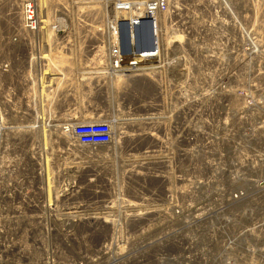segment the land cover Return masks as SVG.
Returning <instances> with one entry per match:
<instances>
[{"label": "rangeland", "instance_id": "obj_1", "mask_svg": "<svg viewBox=\"0 0 264 264\" xmlns=\"http://www.w3.org/2000/svg\"><path fill=\"white\" fill-rule=\"evenodd\" d=\"M30 1L35 7V13H37L39 21L37 31L36 29L28 30L27 25L24 27L22 23V10L25 11L24 5ZM129 1L131 3L143 2V0ZM172 1L170 8L175 9L176 14L170 13L171 9L167 11L165 40L168 41L170 46L178 40L183 42L184 46L182 47L185 48L184 56L189 54L186 50L188 46L185 43L188 40L193 39L194 52L197 45H202L203 49L197 55H195L196 52L194 53V70L190 68L191 72H193L187 74L189 77L193 74L194 80L189 78V86L187 83H183L182 92L186 87L193 89L194 85L205 87V89L214 86L264 91V0H176L174 6H172ZM122 2L124 0H0V88L2 87V91L0 90V106L3 103L5 108L12 107V109L9 108V111L8 109L3 110L4 105L1 106L0 122L7 118V126L11 128H17L18 126L16 130L26 132V135L32 138L33 145L29 146V148L30 150L31 147L34 148V152L32 151L33 158L30 167L34 165V168H38V166L42 165L41 167H47L52 172L50 176L52 187L50 188V199L48 201L59 204L57 206L58 209L51 210L52 215L64 216L71 213L79 215L82 204L87 201H91V203L93 201L99 202L105 205L104 207L113 208V211L116 210V212L119 211L120 209H117L116 204L110 203L111 199L109 197L104 202L105 196L103 192L95 194L94 190L105 187L104 191L113 192L117 188L116 183L120 185L121 182L122 185L127 181V178H124L125 174L129 173L127 167L130 166L125 157L128 156L127 152H138L144 148L145 150H155L157 147V145L153 144L145 147L142 145L135 149H125L119 152L118 161H116V157L113 154L115 149L111 143L74 145V154L73 151L68 150L67 145L64 146L63 144L64 141L69 140L76 143L70 138L68 131L73 124L72 122L105 118L114 125L117 130L116 136L121 135L124 138L123 140L127 142L131 139H142L146 136L144 134L145 123L151 126L153 121L162 120L159 112L154 110L156 108L152 107L155 104H159L161 99L166 111L165 114H171V97L169 96L168 99L164 98L165 88H168L173 97L177 96L179 102L183 105L189 102V97L186 93L179 95L176 91V89H179L178 79L182 78L183 81H188L184 73H182L183 77L175 76L179 73L176 72L175 75H168L164 78L163 71H160L161 67L158 69L157 75L145 79L142 77L144 75H137L142 73L137 66H134L131 71L139 72H134L133 75L135 76L121 82L120 79L123 75L108 76L110 72L107 71L105 62L102 63L105 58L101 47L105 44L104 54L107 56L110 17L112 13V17L121 18L123 16L121 11ZM99 9L104 16L102 23L99 13L94 11ZM136 13H142V11H137ZM85 15H87V23L84 19ZM89 22L97 25V27H103L102 30H93L95 28L91 27ZM39 28L41 31H38L40 30ZM115 31L117 33V27ZM163 32H165L164 28ZM29 34L31 35L29 36ZM69 34L71 35L69 36ZM167 34H170V40H167ZM178 34L181 35V38ZM90 37H93V40L96 38L98 41L101 40L97 44L100 51L97 48H91L95 42L91 41ZM76 40L79 42L78 46H75ZM127 40H129L128 44H130L129 37ZM253 42L257 43V47L252 46L254 45ZM139 45L141 47L145 46L144 44ZM171 50H167L164 53L167 58H169ZM63 54L69 59L62 57ZM7 62L9 63L7 67L9 70L4 71L1 69L3 67L2 64ZM181 66L183 65L176 66V71L181 70L179 68ZM66 67H68L66 73H57L58 68L65 69ZM34 68L36 69L34 70ZM99 71H103V73ZM169 71H173V69H169ZM57 76H60L61 79L56 78ZM7 77L10 78L8 79ZM33 78H37L36 81ZM29 86L32 87L30 88ZM45 89L46 91H44ZM7 93H11V95ZM44 93L47 97H51L46 98L43 96ZM9 99L10 101H8ZM29 100L31 101L30 104L34 102V105L32 104L34 109L30 110L31 112L25 106L27 103L29 104ZM41 102L44 104H41ZM47 105L52 106L50 107L51 109ZM261 105L264 108V102ZM39 106L47 107V111ZM149 107H152L153 112L148 110ZM23 112L28 113V115ZM37 114L38 116H36ZM21 115L26 118L23 117L21 120ZM23 120L25 121L24 123ZM8 121H10V124ZM19 121L21 122L19 123ZM254 123L259 124V119ZM254 123L249 126L255 127ZM124 124H130L131 131L128 129L121 131L124 128ZM34 126L36 127L35 129ZM262 128L264 141V116ZM153 131L159 134L158 131ZM44 135L48 138L44 137ZM5 138L7 144L9 136L5 134L3 140ZM20 145L17 144V146ZM108 145L109 148H106ZM85 146L86 148H81ZM5 152H8L9 155L17 153L16 156H20L19 150L13 152L10 149ZM5 152H3L4 157L6 155ZM44 156L46 160L43 159ZM56 158L60 160L57 161ZM19 165L20 169L21 166H24L22 162H19ZM135 168L138 167L136 166ZM129 169L131 171V168ZM23 174L24 171L21 169L18 177L11 176V183H9L7 176H0V185L5 188L8 187L15 192L13 195L14 199H6L8 203L16 204L19 202L17 187H25ZM53 174L54 176H52ZM63 182H66L67 187L70 184L76 185L75 190H70L72 191L71 193L62 196L60 187H62ZM122 188L120 187V189ZM123 189L120 191L124 194L123 199L127 201L128 207H130L128 200L137 203L139 202L138 197L144 195V191L130 192L127 189ZM4 192H0V197ZM156 192L158 193V191ZM18 195L20 196L19 193ZM34 195H37L36 190L30 194V199L35 203L33 211L37 214H42L43 209L40 208ZM89 196H94V198ZM62 199H66V201L61 202ZM121 205H123V202ZM68 206H73L72 208L77 210L70 211ZM13 208L15 207H10V209ZM18 209L24 211L25 207L21 205ZM107 209H95L94 211L100 212ZM132 212L135 211L130 210L127 213ZM260 212L261 219L264 221V195ZM240 225H235L228 232L233 233ZM246 225L248 226L249 224L246 223ZM239 230H241V227ZM234 234L237 233L235 232ZM216 236V234L209 235V239H204L203 237L205 236H200V239L195 242V244H199L198 249L200 252L196 257L187 258L172 254L168 256L165 264H228L223 263V258L226 256L235 258L233 262L238 260L237 264H264V223L259 238L250 241L249 237H245L242 242L236 241V249L234 245H231L228 249L226 242L221 240L211 241L216 239ZM166 243L168 247L173 248L168 241ZM141 257V255L133 254L131 256V264H139L138 258ZM148 258L152 260L153 257ZM153 262H150V264Z\"/></svg>", "mask_w": 264, "mask_h": 264}, {"label": "built area", "instance_id": "obj_2", "mask_svg": "<svg viewBox=\"0 0 264 264\" xmlns=\"http://www.w3.org/2000/svg\"><path fill=\"white\" fill-rule=\"evenodd\" d=\"M124 1L125 2H122V8L124 10L128 11L132 8V6H134V8H132L133 11H128V18L133 14L132 12L142 11V13L135 14L132 17L130 24V27H135L136 29V37L139 43H134L132 40V34H130V49L126 50L121 46L118 39L114 40L113 44L115 45L111 47L109 63H111L115 68H118L117 70L127 72L129 67H120V64H124V58L133 56L136 60V63L143 64L144 62H153L156 64L152 66H158L159 63L163 62L162 60H164L159 43V38L161 35L159 14L165 12L166 10L169 11L168 1L143 0V2L137 3H131L129 0ZM30 8L32 10V17H29V19H33V16H35L36 13H34V7L32 4ZM170 9V13L175 15V9L172 7ZM26 23L30 22L26 21ZM145 43H147L145 46L141 47L139 45ZM186 50L189 53L190 49L186 48ZM182 54H185V50L182 52ZM184 57L185 59L194 58L192 57V52ZM159 60L161 61L159 62ZM127 62L125 63L127 64ZM6 64L7 65L3 66L4 71L9 70V68H7L9 63ZM125 72L121 75H124ZM192 77L193 76L191 75L189 78L192 79ZM188 82L189 79L187 82H185L189 86L190 83ZM178 86L179 89H176V91L179 95L186 93L189 97L190 91L194 93V89L187 87L182 92L181 90H183V85L178 83ZM246 100L249 103H247L242 108L245 118L242 125L238 127L240 131L238 130L237 135L238 139L242 140V144H237L238 149L236 156H234V153L230 150L225 138L218 142V146H213L209 135L210 130L212 133V125L209 122V119H214L213 115L211 116L209 113L200 111L199 107H197V110H191L190 107L186 106L184 108L186 113L181 112L180 108L183 104L180 102L178 110L171 109V114L166 115V111L163 106L164 104L157 105L163 120L164 118L174 119L172 122H165L162 124L164 130L159 132L158 137H162V134L165 135L166 133L167 136L165 138H167L170 132L175 133L177 130H179L180 125L178 122H175V120L176 115L180 114L182 117V124L184 127H186V131L190 137L194 138L195 135H199V143L201 144V148L209 152L207 157H204L203 159L200 158L201 163H199L198 166L202 169V171H200L199 175L196 176L206 182L208 187L207 189L202 190V194L199 193L197 197L193 196L191 201L184 202L183 204L188 203L187 207H182L183 204L180 205L183 200H181L177 194V190L179 189L178 181L175 182L178 187H174L172 182L169 186L163 185L161 183L150 184L145 186L146 188L139 190L144 191V196L146 197L144 203H134L131 200H128L130 205V207H128L127 201L124 200L122 208H119L120 210L117 212L116 210L113 211V208L110 207H97L99 202H84L81 208H88V206H90L89 210H92V213L78 217L82 221V224L79 226V232H76V229L74 230V227L71 223V219H67V221L63 220L65 219L64 217L68 216H56L51 214V210L55 209L56 206L55 203L48 201L50 199V188L52 187L49 176H51L52 172L50 171V175H47V167L44 168L38 166V168H34V165L28 172L30 164L28 165L29 167H27L25 163H22L24 165L22 166V171L25 172L23 174L24 180L26 174H32L34 176L36 173L39 174L37 171L41 172L42 170H44L45 177L41 183L29 186L27 192H23L26 186H18L17 188L19 192H17V198L19 197V202L16 204H12L10 202L8 203L6 201V199L9 200L15 198L13 196L15 192L8 187L5 188V192L0 197V209L2 210L0 212V264H131V256L133 254H137L138 256L141 255L142 257L138 258V261L142 262L147 259L148 256L155 253L156 247L158 245L162 246V251L165 253L173 252L176 254H181L182 252H177L174 250V248L167 246L166 239L169 238H165L162 241L157 242L156 245L152 246V243L164 236L167 225H174V227H176L178 225H182L183 221L185 220H179L180 218L175 219L176 215H172L174 217L172 218L174 219L172 221L164 220V218L171 216H169L168 213L173 208L178 211L177 213L181 212L185 214L187 211H191V208H194L195 213H208L211 216V222L215 225L217 221L212 219L218 218L220 212L223 209H227V211L232 210L231 214L234 215L233 218H229L227 216L223 217L221 220V228H224V233L233 234L236 232V238L238 240L237 242H242L245 237H249L250 241L256 240V237L252 233L258 234L259 238L261 228L264 223L260 214L262 203L255 202L254 207L256 209L252 211L250 210V201L242 203L238 199L232 198L230 200L229 198L228 201L224 203V195L219 196V201L213 199V195L223 192L226 190V187L228 188L236 186L234 183L240 184L241 187L238 189H240L241 195L244 196L243 198L248 200L251 199L249 197L250 192L247 191L249 184L245 179L254 176L255 174L260 176L262 167L264 165V141L260 139V134L254 130L257 128V126L260 127V125L254 123L258 120L256 117H251L248 114V109L253 107L254 100ZM25 106L29 111L34 109V107H32L33 105L30 103H27ZM231 118L232 121H234L236 119L233 118H237V116L232 115ZM252 123H254L255 127L249 126ZM5 124L6 122L4 121L0 122V136L7 134L9 136V140L6 146H4L3 142H0V159L3 158V152L7 151L8 149H12L13 152L19 150L20 156L18 158L20 159L23 155L28 157L27 152L30 150L29 146L33 145L32 138L28 137L26 132H20L15 128L8 127ZM213 124H215L214 120ZM235 124L236 123H232L233 128V125ZM8 129L9 131H7ZM68 131L70 138H72L77 144L100 145L112 142L114 129L111 123L105 118H99L96 120L73 122ZM233 134L234 129L231 128V136H233ZM17 144H21L22 146H17ZM155 145H157L155 150H148L157 152L159 147L163 144L157 143ZM242 146H247V148H245L243 151H240L239 148ZM27 147L28 150L24 151V149ZM256 148H258L260 151H256ZM33 149L34 148L31 147L30 150V155L32 157V151L34 152ZM172 152L173 149H169L167 146V149L162 152L163 157L161 158L163 160H167L168 157L172 155ZM14 157L17 156L14 155ZM203 160L205 162L211 161L215 164H218L220 169L219 167L217 169L208 167L206 168L204 166ZM255 162H259L257 165V170L248 171L247 169H244V167L248 168ZM231 167H233L234 172L240 170L239 173L245 178H238L237 180H239V182L231 181V186H228V182H226L225 178H222L220 174L222 170L225 171ZM14 168L15 166L7 173L9 183H11V171ZM25 168L26 170H24ZM15 169L20 174L21 169H17V167ZM133 169L136 170L135 168ZM137 172L139 171H136V173ZM154 174L159 175L161 174V171H155ZM145 176L146 175L142 176L144 185L148 183L147 177ZM258 182L263 183V180L260 178ZM259 188L260 187H258V189ZM35 190L37 195H34V197H36L40 208L43 209L42 214H37L33 211V205H35V203H33V200L30 199V194ZM60 190V194L62 196H66L68 193L72 192H70V189H65L62 187H60ZM96 190L99 189H95L94 191ZM127 190L132 192L130 189ZM156 191H158V193ZM189 191H193V189ZM18 193L21 197L18 195ZM123 195L124 194H121V197H123ZM89 197L94 198V196ZM90 198L88 199L90 200ZM5 201L7 202L6 205ZM21 205L25 207L24 211L18 209V207ZM10 207L15 208L10 209ZM104 208L108 209L102 210L100 212L94 211L95 209L98 210ZM130 210H134L135 212L127 213ZM239 211H243V213L236 215ZM82 212L87 211L82 210ZM78 218L72 220H77ZM105 219L107 222H112V219L116 221L111 224L112 227H100L97 225L99 223H104L99 221ZM149 221H153L152 225L148 224ZM246 223L249 225L247 226ZM238 224L241 225L236 229V231H233V233L228 232L232 227ZM241 226L243 228L242 231L239 230ZM41 227L42 229H40ZM112 229L114 231H112ZM63 230H65L68 235L60 234V232ZM195 231L196 230H193V228L190 230V232L194 234V240L196 241L195 235H198L197 231L199 230L196 232ZM69 232L78 239L79 244L73 240V237L69 235ZM24 242L32 243L36 255H32L31 258L18 259L15 262L14 257L17 254H20L18 249ZM184 246H186V244H184ZM198 247L199 244L196 243L195 249H198ZM79 256H82L83 259L77 263L76 257ZM194 256L196 257V255ZM225 258H227L228 261H231L229 264L238 263V260L233 262L235 258H231L230 256H226ZM225 258H223V263L226 262Z\"/></svg>", "mask_w": 264, "mask_h": 264}, {"label": "bare ground", "instance_id": "obj_3", "mask_svg": "<svg viewBox=\"0 0 264 264\" xmlns=\"http://www.w3.org/2000/svg\"><path fill=\"white\" fill-rule=\"evenodd\" d=\"M167 1H168L169 9H170L171 0H167ZM172 2H173L172 6H174V3L176 2V0H173ZM29 3H31V1L30 2H26L25 5H24L25 11L22 10V13H23L22 23H23L24 27H25V25H27V27H28L27 29L28 30L35 28L36 31H37V28L39 27L38 17L35 15V16H33V19H29V17L30 18L32 17V14H31L32 10L30 8L32 3L31 4H29ZM32 6H33V4H32ZM132 8H134V6H132ZM132 8L130 10H128V11H133ZM94 11L99 13V17H101L100 20H101V23H102V21H104V16H103L102 11L100 9L99 10H94ZM121 11L123 12V16L121 18H117L116 16H113L114 17L113 18L112 17L113 13L111 14V17H110L111 22H110V29H109V34H108L109 41L107 43V47H108L107 48V56L104 54L105 44L103 43L104 45L101 47V49H102L101 51H102V53L104 55V58H105L104 61H102V63L105 62L104 64H106L107 71L110 72L108 74V76H112V77L119 76V75H121L122 73L125 72V71H122V70H117L118 68H115L111 63H109V57L111 56L110 55L111 54L110 50H111V47L115 45V44H113L114 40L118 39L120 41L121 46L124 49H126V50L130 49V44H128L129 40H127L128 37L130 38V34H132L133 42L134 43H138V40L136 38V29H135V27H130L131 19L137 13L136 12H132L133 14L128 18L127 14L129 12L127 10H124L123 8H121ZM34 13H35V7H34ZM167 15H168L167 10L165 12L159 14V16H160V18H159V20H160V30H162L160 38H159V43H160V49H161L162 55L164 53H166L167 50L172 49L170 51L169 58H167L166 55L164 54L163 55L164 61L162 60L163 62L159 63L158 66H152V65H154L156 63H153V62H151V63H145L144 62L143 64L142 63H136V60L134 59L133 56L132 57H126V58H124V61L125 62L128 61L127 64H129V65H127L124 62V64H120V67L128 66L129 70H127V72H125V74L121 77L120 82L125 80V79H128L129 77L135 76V75H133L134 72H139V71H133V72L131 71V68L134 67V66H137L138 69L142 73V74H137V75H140V76L144 75L142 77H144L145 79L149 78L150 76L154 77V75H157L158 71H159L158 69H160L161 67L162 68L160 69V71H163L162 73H164V78L166 76H168V75H172L173 76V75L176 74V72H179V73H178V75H175V76L183 77L182 73H184L185 77H186L187 74L191 72L190 68L194 70V67L192 66V65H194L193 64L194 63V58L185 59L184 55L182 54V52L185 50V48L182 47V46H184V43L181 42L180 40H178V41L174 42L172 46H170L168 41H166L165 38H164V34L167 31L166 23H165ZM84 19H85V22L87 23V15L84 16ZM26 21L30 22V23H26ZM90 25H91V27L95 28L93 30H97V29H101L102 30V28H103V27H97V25H94L92 23H90ZM116 27H117V33L115 31ZM163 28H164L165 32H163ZM38 31H41V29L38 30ZM92 33H94V32H92ZM32 34H34V33H32ZM36 34H38V33L36 32ZM111 34H112V38H111ZM26 35H28V34H26ZM30 35L31 34H29V36ZM70 35L71 34H69V36ZM178 36L181 38V35L178 34ZM24 37H25V35H24ZM166 38H167V40H170L171 39L170 34H167ZM90 40L95 42V44H93L91 48H97L100 51V49L97 46V44L101 40L99 39L100 41H98L97 38L93 40V37H90ZM12 41H14V40H12ZM130 41H131V39H130ZM76 42L77 43L75 44V46H78L79 45L78 40H76ZM41 43L43 44V42H41ZM253 43H254V45H252V46L257 47V43L256 42H253ZM144 45H146V44H144ZM186 46H188V49H190L189 53L192 52V57H194V53L195 52H196L195 55H197V54H199V53H201L203 51L202 45H197L195 47L196 51L194 52V41H193V39L188 40L186 42ZM62 57H66L67 59H69L65 54H63ZM42 59H43V57H42ZM32 60H33V58H32ZM160 61L161 60H159V62ZM40 62H41V60H40ZM44 63H43V65H45ZM5 65H7V64L6 63L2 64V66H5ZM178 65H183V66L179 67L181 70H177L176 71V66H178ZM1 69L4 70V67L1 68ZM35 69L36 68H34V70ZM169 69H171V70L173 69V71H169ZM67 70H68V67H66L65 69L64 68L63 69L58 68L57 73H66ZM99 72L103 73V71H99ZM7 73H9V72H7ZM36 73H37V70H36ZM162 73H160V74H162ZM79 74H80V72H79ZM36 75H38V74H36ZM43 75H45V74H43ZM126 75H128V76H126ZM192 76H193L192 79L194 80V75L192 74ZM35 77H37V76H35ZM56 78L61 79L60 76H57ZM187 78L189 79V75L187 76ZM30 79H31V76H30ZM33 79H34V81H36L35 78H33ZM39 80H40V77H39ZM41 80H42V78H41ZM161 80H162V78H161ZM4 81H5V79H4ZM185 81H183L182 78L178 79V82L180 84L185 83ZM42 83H43V81H42ZM35 84H38V83H35ZM30 85H32V84H30ZM1 88H0V90H1ZM23 88H21V89H23ZM26 88H28V87H26ZM40 88H41V86H40ZM193 89H194V93H192L191 91L189 92V97H190L189 102H187L186 104L182 105L180 110H181V112L186 113L184 111V108L186 106L190 107L191 110L192 109L193 110H197V107H199L200 111H202L204 113H209L211 116L212 115L214 116V119H209V122L212 125V127H211L212 128V133H211V130H210L209 131V135H210V139L212 140L213 146H218V142L221 139L225 138L228 146L230 147V150L234 153V156L237 155V149H238V145L237 144H239V145L242 144V140L238 139V136H237L238 135V130L240 131V129L238 127H240V125H242L243 120L245 118V115H243V112H242V108L247 103H249V102H247L246 99L254 100V105H253L252 108L248 109V114L251 117H256L257 119H259L260 127L257 126V128L254 129V130L258 134H260L259 135L260 139L263 140V136H262V133H263L262 119H263V116H264V108L261 105L264 102V91L263 90H259V89L245 90L243 88H238V87H236V88L225 87L224 88V87H214V86L213 87H207L205 89V87H200L199 85H194ZM44 91H46V89ZM49 92H50V90H49ZM7 94L11 95V93H7ZM40 94L42 95V93H40ZM5 95H3V96H5ZM43 96H45L46 98L51 97V96L47 97L45 93H44ZM169 96L171 97V100H170L171 101V104H170L171 109H177L178 110V108H179V98L177 96L173 97L171 92L168 91V88H165L164 98L168 99ZM8 97H9V95H8ZM45 97H43V98H45ZM30 100L32 101V99H30ZM30 100H29V103L31 102ZM8 101H10V99ZM46 101L49 102L48 100H46ZM46 101H44V102H46ZM41 104H44V103L41 102ZM159 104H163L162 99H161ZM3 105L4 104L2 103L1 106H3ZM33 105H34V103H33ZM157 105L158 104H155L152 107L156 108L154 110L158 111L159 114L161 115L159 107ZM1 106H0V108H1ZM47 106H49L48 108L52 107L50 105H47ZM16 107H18V106H16ZM32 107H34V106H32ZM39 107H41V106H39ZM152 107L148 108V110H150V112H153L152 111ZM4 108H5V105L3 107V110L8 109L10 111V109H12V107L11 108L9 107L10 109L9 108H5L4 109ZM41 108L43 110L47 111V107L44 106V107H41ZM11 111H13V110H11ZM0 112H1V110H0ZM34 112H35V110H34ZM23 113H25V112H23ZM5 114H4V116H5ZM25 114L28 115V113H25ZM232 115L233 116H237V118H233V119H236V120L232 121V118H231ZM36 116H38V114ZM23 117H24V115H21V120H22ZM24 118H26V117H24ZM181 118L182 117H181L180 114L176 115L175 122L179 123V125H180L179 130H177L175 133L170 132V134L168 135L167 138H165L167 136L166 133H165V135L162 134V137H160V136L158 137V134L155 131H153V130H156V131L159 130L158 132L163 131L164 129L162 127V124L165 123V122H167V123L172 122L174 119H166V118H164V120L162 119L161 121H159V120L156 121L155 120V121H153L151 123V126H153V127L151 129V133L150 134H148V133L145 134L146 136H144V138H142V139H139V138L131 139V140L127 141V142H126V140H123L124 138L121 135H119L118 137L116 136L117 130L115 129L114 125L109 121L111 123L113 129H114L113 140L111 142V145L115 149L113 154L116 157V161H118V159H119V152L124 151L125 149H135L136 147H141L142 145H144V147H145L146 145L149 146V145H153V144H157V143L163 144V145H161L159 147V150L157 152H152L151 150H145V148L144 149H140L138 152H135V151L127 152L128 156H125V157H126V159L128 161V165H130L129 167H127V171L129 173L125 174L126 176L124 177V178H127V181H125L124 184H122V185H121V182H120V185L118 183H116V187L117 188L113 192L104 191L105 187H102V188H99V190H96L95 194L99 193V192H103V195L105 196L103 201L106 202V200H108V197H109L111 199L110 203L111 204H116V206L118 207L117 209L122 208L121 204L124 201V199H123V197H121L122 193H121L120 190H122L123 188H124L123 190L130 189L132 192H135V191L141 190L142 188H146L145 186L150 185V184L161 183L163 185L169 186L171 182L174 184V187H176L177 185H176L175 182L178 181L179 182V185H178L179 189L177 190V194L179 195L180 199L183 200L182 203H180V205H182L184 202L191 201L193 196L197 197L199 193L202 194V190L207 189L208 185H207L206 182H204L202 179H199L196 176H198L199 172L202 171V169L198 166V164L201 163L200 158L203 159L204 157H207L209 152L207 150L201 148V144L199 143V135H195L194 138L190 137V135L186 131V127H184V125L182 124ZM6 119L4 120L5 122H7ZM213 120L215 121V124H213ZM9 122L10 121H8V123ZM20 122L21 121H19V123ZM24 122L25 121L23 120V123ZM232 123H236L235 125H233L234 128L232 127ZM5 125H7V123ZM3 128H5V127H3ZM17 128H18V126H17ZM17 128H15V129H17ZM35 128L36 127L34 126V129ZM231 128L234 129L233 136H231ZM41 129H43V128H41ZM125 129H128V130L131 131V125L130 124L129 125L124 124V128L121 129V131H124ZM8 131H9V129H8ZM240 134H241V132H240ZM49 135H50V133H49ZM45 136L46 135H44V137ZM4 137H5V135H4ZM48 141H50V140H48ZM0 142H3L4 146H6V138H5V140H3V136H0ZM63 144H64V146L67 145L68 150H71L73 152H74V150H73L74 145H80V144H77V143H73L70 140L69 141H64ZM263 144H264V142H263ZM46 146H47V141H46ZM167 146H168L169 149H173V152H172V155L169 156L167 160H163L161 158V157H163L162 156L163 155L162 152L167 149ZM107 147L109 148V145L106 146V148ZM81 148L84 149V148H86V146L85 147H81ZM245 148H247V146H242L239 149H240V151H243ZM9 150H7V151H9ZM27 150H28V147L24 149V151H27ZM255 150L256 151H260L258 148H256ZM5 153H6L5 157L3 156V158L0 159V176H2V177H6L7 176V178H8V174H7L8 171L11 170L14 166L17 167V169H18L19 166H20L19 162L25 163V165L27 167H29L28 166L29 164H32L31 160H32L33 157L30 155V150L27 152L28 157L23 155L21 159L18 158V157H14V155H9L8 152H5ZM74 154H75V152H74ZM71 157H70V160H71ZM43 159L46 160L45 156H44ZM56 160H57V158H56ZM58 160H60V159H58ZM68 161H67V163H68ZM47 164H48V162H47ZM54 164H55V162H54ZM258 164H259V162H255L253 165H251L248 168L244 167V169H247L248 171H255V170H257V165ZM136 166L138 168H135ZM204 166L206 168L208 167V168H216V169L219 167L218 164H215V163H213L211 161H207V162L204 161ZM31 168L32 167L28 168V172H29V170ZM129 168H131V171H130ZM133 168H135L136 170H134ZM21 169H22V166H21ZM219 169H220V167H219ZM24 170H26V168ZM60 170H58V171H60ZM47 171H48V173H46V174L50 175V170L48 169ZM136 171H139V172L136 173ZM150 171H152V172H150ZM155 171H161V174L155 175L154 174ZM239 171L240 170L234 172L233 167H231V168L226 169L225 171L222 170L220 175L222 176V178H225L226 182H228L227 185L231 186V181H238L239 182V180H237L238 178H241V177L245 178L243 175H241L239 173ZM11 172H12V177H18L19 176V172L15 168ZM37 172L39 174L36 173L34 176L32 174H29V175L26 174L25 181H24L26 187L24 188L23 192H27V189L29 188V186H32L34 184L37 185V184L42 182V180L45 177L44 176V170H42L41 172H39V171H37ZM53 173H55V172H53ZM65 173H66V171H65ZM77 173H78V171H77ZM74 174H75V172H74ZM143 175H146L145 177H147V180H148V183L146 185H144L143 180H142V176ZM29 176L32 178V180H31V178ZM52 176H54V174ZM260 176H257L255 174L254 176H251V177H248V178L245 179L246 182L249 184V186L247 187V191L250 192L249 197L251 198L249 200L243 198L244 196L241 195V191H240V189H238L241 186H240V184H237V183H234L236 186L228 187V188L226 187V190H224L223 192H219V193L213 195V199L216 200V201H219L220 200L219 196H223L224 195V197H223V202L224 203L227 202L229 198H230V200L232 198L238 199L242 203L250 201V207H251L250 210L254 211L256 209L254 207V203L255 202L262 203V198H263V195H264V165L262 167ZM49 178H50V176H49ZM260 178L263 180V183H259L258 182V180H260ZM73 185L70 184L67 187L66 186V182H63L62 183V188H65V189H68V188L70 189L71 188L70 190L74 191L76 185L75 186H73ZM120 187H123V188L120 189ZM258 187H260V188L258 189ZM191 189H193V191H189ZM4 191H5V187L0 185V192L2 193ZM18 192H19V190H18ZM165 194H166V192H165ZM235 194L236 195L238 194V195L236 196ZM239 195H241V196H239ZM145 199H146V197L144 195L138 197V201L140 203H144ZM65 201H66V199H62L61 200V202H65ZM58 205L59 204L56 203L55 208L58 209V207H57ZM187 205H188V203H185V204L182 205V207H184V206L187 207ZM101 206H105V205H102L100 203L97 204V207H101ZM72 207L73 206H68L70 211L77 210V209H73ZM89 208H90V206H88V208H83L82 207L80 209V214L79 215L77 213H71V214H68V215H64V216H68V217H64L65 219H63V220L67 221V219H71V221H72L71 223H72V225L74 227V230L76 229V232H79V226L82 224V221L78 217L81 216V215H86V214L92 213V210H89ZM82 210L87 211V212H82ZM190 210L191 211H187L184 214V213H181V212L177 213L178 211L175 208H173L168 213L169 216L170 215L171 216L167 217V218H164V220H169V221L174 220V219H172V218H174L172 215H176L175 219L180 218L179 220H182V219H185V220L183 221L182 225H178L176 227H174V225H169L168 228H167L168 230L164 233V236L161 237L160 239H158L157 241H155L154 243H152V246L156 245L157 242L162 241L165 238H169V239H166V242L168 241V243L171 244V247L173 246L175 251L182 252L181 254H178V255L190 258V257H194V255L197 256V255L200 254L199 249H197V248L195 249V245H196L195 242H197L200 239V236H205V237H203L204 239H209L210 238L209 235L216 234L217 235L216 239L211 240V241H219V240L224 241V242H226V247L228 249L231 247V245H234V246L236 245L235 242L238 241L237 238H236L237 234H234V235L233 234H225L224 233V228H221V220L223 219V217H227L228 216L229 218H233L234 215L232 216V214H231L232 210H228L227 211V209L226 210L223 209L220 212L218 218H216V219L213 218L212 220L217 221L216 225L211 222V216L208 213H195L194 212V208H191ZM242 213H243V211H239V212H237L236 215H240ZM76 218H78V219L77 220H72V219H76ZM187 219H189V220H187ZM96 221H99V220H96ZM114 221H116V220L112 219V222H109V221L107 222L106 219H105V220L99 221V222H104V223H99V224L96 223V224L98 226H100V227H105V226L109 227V226H111V224ZM152 222L153 221H149L148 224L152 225ZM205 226H210V227H205ZM151 227H149V228H151ZM192 228H193V230H196V231L199 230V231H197L198 235H195L196 241L194 240V234H192L190 232V230ZM40 229H42V227ZM242 230H243V228L241 226V230L240 231H242ZM112 231H114V230L112 229ZM251 232H253V231H251ZM60 234L68 235L65 230L61 231ZM252 234L256 237V239L258 238V234H256V233H252ZM69 235L72 236L73 240L79 244L78 239L73 234H70V232H69ZM184 244H186V246H184ZM235 249H236V246H235ZM18 250H19L20 254H17L14 257V261L15 262L18 259L31 258L32 255H36V252H35V249H34L32 243L24 242V243L21 244V246H20V248ZM172 254H176V253H173V252L165 253V252L162 251V246L158 245L156 247L155 253L153 255L148 256V257H153L152 260H150L148 258V259H145L144 261L140 262L139 264H150V262H153V261L154 262L152 264H165V263H167L168 256L172 255ZM81 259H83L82 256L76 257V262L79 263V261ZM225 261H226L225 263H228V264L231 262V261H228L227 258L225 259Z\"/></svg>", "mask_w": 264, "mask_h": 264}, {"label": "flooded vegetation", "instance_id": "obj_4", "mask_svg": "<svg viewBox=\"0 0 264 264\" xmlns=\"http://www.w3.org/2000/svg\"><path fill=\"white\" fill-rule=\"evenodd\" d=\"M152 126H148V123H145L144 125V134H150L151 133Z\"/></svg>", "mask_w": 264, "mask_h": 264}]
</instances>
